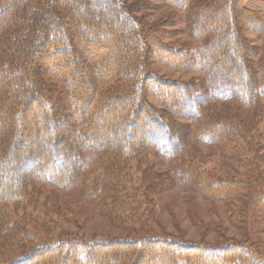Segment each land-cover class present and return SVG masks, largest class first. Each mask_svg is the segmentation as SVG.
Segmentation results:
<instances>
[{"label":"trees","instance_id":"obj_1","mask_svg":"<svg viewBox=\"0 0 264 264\" xmlns=\"http://www.w3.org/2000/svg\"><path fill=\"white\" fill-rule=\"evenodd\" d=\"M147 1L0 0V264H262L238 242L55 239L9 217L12 206L29 219L36 187L78 186L117 220L130 210V162L147 168L150 150L167 178L200 188L207 174L181 156L188 138L258 148L246 113L264 108V48L250 51L240 30H264V0H163L187 23L190 40L176 46L169 20L138 15ZM152 59L199 82L165 79ZM148 95L176 107L169 111L189 121L185 133ZM222 182L206 187L238 188Z\"/></svg>","mask_w":264,"mask_h":264},{"label":"rangeland","instance_id":"obj_2","mask_svg":"<svg viewBox=\"0 0 264 264\" xmlns=\"http://www.w3.org/2000/svg\"><path fill=\"white\" fill-rule=\"evenodd\" d=\"M147 3L146 10L138 12V15H144L151 23L169 20L167 29L175 31V36L173 40H167L168 43L176 46L190 40L182 10L166 5L163 0H148ZM249 26L240 30L244 42L250 51L263 50L264 30L253 32ZM105 49L102 47L101 51ZM260 54L264 52L260 51ZM150 63L157 75L168 80L197 83L201 77L193 71L163 66L153 59ZM45 66L49 64L45 63ZM148 98L166 119L174 122L176 129L185 133V124L189 121L180 116L172 118L169 111L176 107L167 103L165 109L152 96L148 95ZM246 116L247 121L255 126L256 140L253 138L254 142L252 140L250 143L259 145L254 151L239 139L195 144L188 138L181 156L200 172L207 174V177L199 180L200 188L180 185L167 178V167L150 150L151 156L147 159L150 168L141 164L136 167V162H130L131 180L125 188V201L130 210L117 217V220L102 214L96 206L97 202L84 197L78 186L60 187L58 190L36 187L37 203L34 208L28 209L29 219H22L23 212L12 206L9 208V217L21 220L24 227L36 233L55 239L74 235L103 241L173 236L183 241L208 244L238 242L253 248L264 264L263 106L250 114L246 113ZM138 140L136 138L133 142ZM155 177H158L159 183L155 182ZM216 178L223 181L222 189L225 184H237L238 188L231 194L222 191L216 195L213 193L215 188L210 190L206 187L207 183H214ZM215 185L212 184V187ZM42 223L45 225L42 226ZM9 258L10 255L6 256V259Z\"/></svg>","mask_w":264,"mask_h":264}]
</instances>
